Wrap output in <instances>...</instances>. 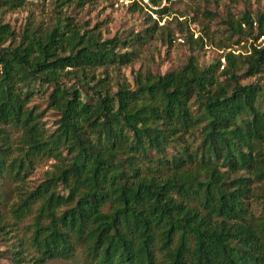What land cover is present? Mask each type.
Segmentation results:
<instances>
[{
  "label": "trees",
  "instance_id": "trees-1",
  "mask_svg": "<svg viewBox=\"0 0 264 264\" xmlns=\"http://www.w3.org/2000/svg\"><path fill=\"white\" fill-rule=\"evenodd\" d=\"M28 1L0 0V12ZM163 1L130 4L160 18ZM148 16L142 32L111 37L68 14L42 28L29 13L20 33L0 23V228L23 221L17 242L38 264L77 254L86 264H264V45L255 42L264 11L256 26L250 13L224 19L238 37L218 41L203 64L208 34L177 19L185 63L141 66L131 79L124 67L155 27L163 35ZM47 85L45 108L59 114L52 130L30 105ZM49 158L43 178L24 186ZM7 181L21 184L15 200Z\"/></svg>",
  "mask_w": 264,
  "mask_h": 264
},
{
  "label": "rangeland",
  "instance_id": "rangeland-1",
  "mask_svg": "<svg viewBox=\"0 0 264 264\" xmlns=\"http://www.w3.org/2000/svg\"><path fill=\"white\" fill-rule=\"evenodd\" d=\"M132 0H85L83 4L70 2L57 7L54 0H29L27 6L11 11L0 12V23L7 22L17 33L22 31L26 22L27 14L42 28L51 27L58 15L68 14L87 26L96 24L101 28L102 35L111 37L113 35L125 36L129 31H143L149 23L153 21L151 17L157 18L158 24H164L163 35L160 29L154 28L153 36L146 42L140 56L124 67V71L132 79V69L143 66L149 67L153 72H165L185 63L191 49L186 43L185 32L179 30L178 20H186L192 28L194 36L200 31L207 33V44L198 53L200 63H207L214 56L218 55L220 48L218 41H234L238 36L231 35V30L224 19L233 16L239 18L245 13H250L257 21V14L264 11V0H164L167 4V12L159 18L156 12L151 10V5H131ZM147 3V0H144ZM258 24V21H257ZM256 26V25H255ZM257 29V27H255ZM168 33L171 41L167 39ZM173 34V35H172ZM179 37H182L180 39ZM214 40V42H213ZM233 43V48H242L241 44ZM255 76H244L241 82H255ZM259 82L264 87V74L259 78ZM51 90V85H47L45 90L41 87L31 96L30 105L35 104L39 109H45L43 119L48 130L55 127V120L59 116L58 112L45 108L47 95ZM52 158L38 162L34 167L26 172L24 186L34 187L44 176V171L51 167ZM19 181H7L6 189L9 200L17 198ZM256 211L259 210V202H252ZM5 212V210H4ZM7 218H11L7 214ZM29 220V217L24 219ZM1 224V223H0ZM23 221L12 225L9 230L0 228V264H38L34 260V250L26 252L18 244L17 234L21 233ZM14 249L17 252H14ZM21 250V252H20ZM16 258V259H15ZM39 264H86L82 257L77 254L72 258H51Z\"/></svg>",
  "mask_w": 264,
  "mask_h": 264
},
{
  "label": "built area",
  "instance_id": "built-area-1",
  "mask_svg": "<svg viewBox=\"0 0 264 264\" xmlns=\"http://www.w3.org/2000/svg\"><path fill=\"white\" fill-rule=\"evenodd\" d=\"M253 24L257 25V21L255 19L253 20ZM179 38L182 39V37H179ZM255 42L264 45V32H261V33L258 34ZM220 60H221L220 67L222 68L224 66V64H225V57L221 56Z\"/></svg>",
  "mask_w": 264,
  "mask_h": 264
}]
</instances>
